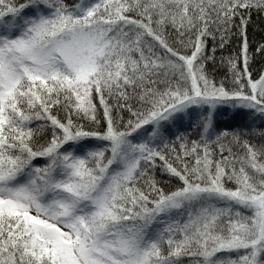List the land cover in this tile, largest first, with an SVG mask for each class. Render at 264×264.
I'll list each match as a JSON object with an SVG mask.
<instances>
[{
	"label": "snow or ice",
	"instance_id": "obj_1",
	"mask_svg": "<svg viewBox=\"0 0 264 264\" xmlns=\"http://www.w3.org/2000/svg\"><path fill=\"white\" fill-rule=\"evenodd\" d=\"M254 16L264 0H0V264H264Z\"/></svg>",
	"mask_w": 264,
	"mask_h": 264
},
{
	"label": "trees",
	"instance_id": "obj_2",
	"mask_svg": "<svg viewBox=\"0 0 264 264\" xmlns=\"http://www.w3.org/2000/svg\"><path fill=\"white\" fill-rule=\"evenodd\" d=\"M248 34H249L250 44H252L253 46L255 45V42L264 39V20H261L260 18H257L254 16L253 22L249 26ZM238 43H239L238 41H234L230 47H226L223 51L217 50V53H216L217 64H219V57L222 55L223 56L230 55L232 52L236 50ZM261 66H262V62L259 60V58H257V61L253 63L252 65L253 70H258L261 68ZM216 72H217L218 78L223 77L225 73L227 72V69L225 67H218L216 69ZM220 119L222 122L221 126L222 127L226 126L229 128H239V127H242L248 124L257 126L260 124L259 119L252 120L251 117L233 116L231 110L225 111L221 115ZM157 178L159 179L161 177L158 176ZM164 179H166V177H164Z\"/></svg>",
	"mask_w": 264,
	"mask_h": 264
}]
</instances>
